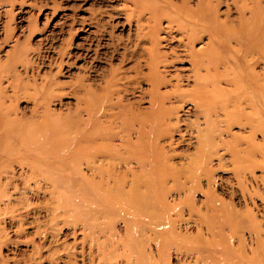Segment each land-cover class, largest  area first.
Listing matches in <instances>:
<instances>
[{
	"label": "rangeland",
	"instance_id": "374dc122",
	"mask_svg": "<svg viewBox=\"0 0 264 264\" xmlns=\"http://www.w3.org/2000/svg\"><path fill=\"white\" fill-rule=\"evenodd\" d=\"M126 1L0 0V149L6 152L0 154V264H68V254L75 264H98L104 254L90 247L89 231L94 241L113 238L109 264H264V107L253 95L262 93L264 103V0H209L223 28L212 43L195 46L206 49L199 59L209 68L198 83L193 64L202 60L182 48L177 34L159 36L160 52L174 48L180 59L156 58V65L166 59L169 65L148 76L151 54L160 55L129 23ZM159 76L169 83L154 94ZM204 81L205 109L194 101ZM121 88L134 91L124 95ZM136 111L152 119L141 127L142 166L132 169L139 181L118 165L115 176L126 180L119 190L73 158L85 154L81 147L101 144L90 135L111 131L122 153L124 121ZM37 116L49 118L37 122ZM34 122L64 142L54 149L64 159L57 168L62 182L46 181L43 175L58 174L33 164L25 155L30 150L12 153L20 149L13 133L29 138ZM20 163L33 164L34 172ZM35 174L39 183L30 181Z\"/></svg>",
	"mask_w": 264,
	"mask_h": 264
},
{
	"label": "bare ground",
	"instance_id": "6f19581e",
	"mask_svg": "<svg viewBox=\"0 0 264 264\" xmlns=\"http://www.w3.org/2000/svg\"><path fill=\"white\" fill-rule=\"evenodd\" d=\"M180 1V0H179ZM126 2L130 3L132 5V9H131V14L129 15V23H135V26L137 28V31L139 33V37L141 38V40H146L148 42H150L151 46H152V51H154V49H156L158 51V54L160 55V57L155 53V56L153 54H151L150 56V60L152 61L151 63V68H150V73L148 76L152 77L156 74V72L158 73L159 68L162 66L164 69L165 67H167L169 65L168 61L166 59V62L163 65H156V58H161V57H168L171 58L170 60H174V59H180L179 55L176 54V51L170 49V54H165V53H161L160 52V39L159 36L162 34H165L164 36H166L167 38H171L172 35L177 34L178 36H180L179 39V44L182 46V48H184L185 50H187L189 52V55L191 57L196 56V58H198V62L202 59H199L201 57H204L206 54V49L204 47L200 48L199 51L195 50V46L198 44H203L205 39H209V44L212 43V41L214 40V34L217 30L218 27H220L217 23V15H216V10L215 8L210 6V2L209 0H182L181 3H174L172 1L169 0H127ZM122 4V3H121ZM218 6V5H217ZM123 12V11H121ZM97 16V15H96ZM99 16V15H98ZM95 20V19H94ZM125 20V19H124ZM222 21V20H221ZM100 23V21H99ZM165 25V26H164ZM97 27V26H96ZM223 28V27H220ZM222 30V29H221ZM230 30V29H228ZM230 33V31H229ZM135 34V33H134ZM264 34V33H263ZM234 36V35H233ZM239 36V35H237ZM174 37V36H173ZM262 37V36H261ZM137 38V37H136ZM233 38V37H232ZM235 38V36H234ZM263 38V37H262ZM244 39V37L242 38ZM240 39V41L242 40ZM132 40V39H131ZM130 40V42H131ZM170 40L168 39V41L166 43H168ZM232 41V40H231ZM234 41V39H233ZM238 41V40H237ZM239 41V42H240ZM134 42V41H133ZM137 42V41H136ZM235 42V41H234ZM263 42V41H262ZM144 45V42H142ZM133 44V43H132ZM141 45V43H139ZM171 44V41H170ZM131 45V44H130ZM128 45V46H130ZM141 45V46H142ZM177 45V44H176ZM139 46V45H138ZM137 46V47H138ZM168 46V44H167ZM206 46V45H205ZM208 46V45H207ZM127 47V46H126ZM134 47V44H133ZM132 47V48H133ZM162 47V46H161ZM166 47V46H165ZM170 47V46H169ZM261 47V46H260ZM263 47V46H262ZM131 48V47H130ZM136 48V47H135ZM140 48V47H139ZM163 48V47H162ZM142 49V48H141ZM146 49V48H145ZM168 49V47H167ZM163 50V49H162ZM262 50H264V48H262ZM135 51V50H134ZM139 51V50H138ZM179 51V50H178ZM140 52V51H139ZM142 52V51H141ZM62 53L64 54V51H62ZM61 53V54H62ZM69 53V52H68ZM133 53V52H132ZM145 54V53H144ZM69 55V54H68ZM135 55V54H134ZM133 55V56H134ZM178 55V56H177ZM130 56V54H129ZM147 56V55H146ZM144 56V57H146ZM128 57V55H127ZM131 57V56H130ZM137 57V53L136 56ZM143 57V55H142ZM149 55L146 57L148 58ZM129 58V57H128ZM133 59V58H132ZM135 59V58H134ZM141 59V58H140ZM255 58H253L254 60ZM137 60V59H136ZM145 61V60H144ZM176 61V60H175ZM262 61V59L260 60ZM148 62V61H147ZM171 62V61H170ZM126 63V62H125ZM130 63V62H129ZM134 63V62H133ZM128 64V63H127ZM144 64V63H143ZM245 64V63H244ZM136 65V64H135ZM134 65V66H135ZM144 66V65H143ZM246 66V65H245ZM137 68V67H136ZM133 69V68H132ZM131 69V71H132ZM139 69V67H138ZM141 69V68H140ZM121 70V69H120ZM136 70V69H135ZM157 70V71H156ZM249 70V69H248ZM114 71V70H113ZM139 71V70H138ZM142 72V70H140ZM193 74H194V78L196 80V82L198 83V81H200V76H201V72H204V75L206 76L205 78H208L209 76V68L207 65L204 64V61L202 60V64L197 65L196 63L193 64ZM121 72V71H120ZM145 72V71H144ZM115 73V72H114ZM132 72H130L131 75ZM122 74V73H121ZM112 75V74H111ZM119 75V74H118ZM123 75V74H122ZM125 75V74H124ZM247 75H250L249 73ZM253 75V74H252ZM259 75V74H258ZM134 76V75H132ZM141 76V75H140ZM156 76V75H155ZM241 76V75H240ZM120 77V76H119ZM118 77V79H119ZM123 77V76H121ZM131 77V76H130ZM243 76L239 77L242 78ZM262 77V76H261ZM134 78V77H132ZM131 78V79H132ZM139 78V76H138ZM156 78V77H155ZM154 78V79H155ZM171 78V77H170ZM244 78V77H243ZM250 78V76H249ZM117 80V78H115ZM251 79V78H250ZM264 79V77H263ZM121 80H124L121 79ZM129 80V79H128ZM141 80V77L140 79ZM153 79H151L152 81ZM198 80V81H197ZM246 80V79H245ZM253 80V79H252ZM131 81V80H130ZM132 81H134V83H136L135 79H133ZM131 81V82H132ZM149 81V80H148ZM154 81V80H153ZM229 81V80H228ZM243 81V80H242ZM115 82V81H114ZM118 82V81H117ZM120 82V81H119ZM122 82V81H121ZM120 82V83H121ZM127 82V81H126ZM141 82V81H139ZM227 82V81H225ZM246 82V81H244ZM250 82H252L250 80ZM261 82V81H259ZM51 83V82H50ZM109 83V81H108ZM133 83V82H132ZM143 83V81H142ZM141 83V84H142ZM145 83V82H144ZM169 82L166 80H161V77L159 76L158 80L155 81L152 86V92L155 94L156 89H160L161 85H167ZM52 84V83H51ZM131 84V83H129ZM128 84V85H129ZM224 84V83H223ZM245 84V83H244ZM247 84V82H246ZM245 84V85H246ZM254 84V82H253ZM115 85V84H114ZM113 85V86H114ZM118 85V84H117ZM117 85H115V88L117 87ZM123 85L125 86L124 82ZM221 85V84H220ZM248 85V84H247ZM251 85V83H250ZM249 85V86H250ZM29 86V85H26ZM25 86V87H26ZM49 86V85H47ZM53 86V85H52ZM51 86V87H52ZM56 86V85H55ZM53 86V88L55 87ZM112 86V85H111ZM123 86V87H124ZM130 86V85H129ZM128 86V87H129ZM133 86V85H131ZM139 86V85H138ZM207 83L204 81V85L203 84H198L197 85V89H198V95H197V99L195 98V104L197 107H203V109H205V107L207 106L210 97L206 94L205 89H206ZM224 86V85H223ZM252 87H254L253 85H251ZM122 87V86H121ZM134 87V86H133ZM28 88V87H27ZM114 88V87H113ZM119 90V86L117 87ZM116 88V89H117ZM131 88V87H130ZM139 88V87H138ZM246 88V87H245ZM255 88V87H254ZM252 88L254 91L255 89ZM46 89V88H45ZM123 88H121V91ZM128 89V88H127ZM251 89V88H250ZM251 89V93L252 92ZM264 89V88H263ZM27 90V89H26ZM132 90V88H131ZM137 91V89H135ZM248 90V89H245ZM134 91V90H133ZM132 91V92H133ZM148 91V90H147ZM222 91V90H221ZM250 91V90H249ZM114 92V91H113ZM125 91H123V94L126 95L125 93L130 92L129 90L124 93ZM132 92H130V94H132ZM150 92V91H149ZM224 92V90L222 91ZM244 92V91H242ZM151 93V92H150ZM235 93V92H234ZM239 93V92H238ZM241 93V92H240ZM110 95V93H108ZM120 93H118L119 95ZM129 94V95H130ZM224 94V93H223ZM226 94V92H225ZM228 94V93H227ZM226 94V95H227ZM255 94L256 98H258L259 101L256 100V102H258L257 104L261 107H264V103H262L261 98H262V93L258 95V93H253V95ZM105 95V94H104ZM123 95V96H124ZM128 95V93H127ZM236 95V94H235ZM242 95V94H241ZM247 95V94H246ZM103 96V95H102ZM100 98H103V97ZM151 96V95H150ZM157 96V93H156ZM224 95H222L223 97ZM99 97V96H98ZM121 97V96H120ZM126 96H124L125 98ZM136 97V96H135ZM246 97V96H245ZM105 98V97H104ZM128 98V97H127ZM125 98V99H127ZM141 98V97H140ZM139 98V99H140ZM166 98V97H165ZM229 98V97H226ZM110 99V98H109ZM124 99V100H125ZM95 100V99H94ZM100 100V99H99ZM134 100V99H133ZM141 100V99H140ZM232 100V99H231ZM110 101V100H109ZM109 101L107 103H109ZM122 101V100H121ZM126 101V100H125ZM130 101V100H128ZM138 101V100H137ZM150 101V100H149ZM239 101V100H238ZM253 101V100H252ZM261 101V102H260ZM264 101V100H263ZM111 102V101H110ZM115 102V101H114ZM123 102V101H122ZM229 102V101H228ZM130 103V102H129ZM136 103V102H135ZM156 103V98L153 97L152 98V102H151V108L148 112V115L151 116L153 115V108L155 106ZM231 103V101L229 102ZM250 103V102H249ZM256 104L255 102H251ZM117 104V103H116ZM119 105H123L124 104H120ZM126 104V103H125ZM132 105V104H131ZM116 106V105H115ZM123 106H121L123 108ZM127 106V105H125ZM134 106V105H133ZM91 107V106H90ZM112 107V106H111ZM120 108L119 111H120ZM113 108V107H112ZM49 109V108H48ZM51 109V108H50ZM87 109V108H86ZM107 109V108H106ZM115 109V110H118ZM125 108H123L124 110ZM142 109V107H141ZM139 109V110H141ZM94 110V109H93ZM105 110V109H104ZM112 110V109H111ZM114 110V109H113ZM114 110V111H115ZM92 112V108L90 110ZM110 111V110H109ZM112 111V112H114ZM133 112H135L134 110H132ZM48 114L46 115H49ZM90 112V114H91ZM264 112V111H263ZM116 113V112H115ZM124 113V111H123ZM129 113V112H128ZM127 113V114H128ZM43 114V113H42ZM103 114V113H102ZM142 114H144V112L141 111H136V113L132 114V112H130V117L126 116L127 118L124 121V125L125 130L122 132V144L120 145V148H122V153L115 148V146L113 145L114 141L112 137H109L111 133H113L111 130L108 129V131H111L110 134H108L109 136H105V137H99L97 135V133L94 135H90L89 137H91L93 140L91 141V143H93L94 139H97L99 141H101V144L97 147H93L91 148V146H86V147H81L79 150L82 153H85L84 155H75L73 160L74 162L78 161L80 162V164L86 165L84 166L85 168L88 169H93L96 172V176L100 178L101 182L106 181L107 183H114L118 186L119 190L121 189V187L124 185V182L126 181L125 178L123 176L120 177H116L114 174V169L119 165V170L125 168L126 169V173H131L135 175V179H134V183L139 181L138 177H136V173L132 171V169L134 167H140L141 168V163L138 161L137 154L139 153L138 151L140 150L141 144H143V133L141 131V127H145L146 123L151 122L152 119L150 118H142ZM53 115V114H52ZM106 115V114H105ZM42 116V115H41ZM40 116V117H41ZM92 115H90L91 117ZM117 116V115H116ZM38 117V116H37ZM38 117V121L40 122V120L44 117H41V119L39 120ZM112 117V116H110ZM36 118V117H35ZM49 118V117H47ZM44 118L43 120L47 119ZM113 118V117H112ZM37 119V118H36ZM107 118H105L104 120H106ZM148 119V120H147ZM260 119V118H259ZM263 119V118H262ZM92 121V119H91ZM46 121H43L41 123H44ZM98 122V121H97ZM153 122V121H152ZM40 123H32L31 126V130H33V133L30 134L29 138H26V136L24 135L23 131L22 132H18L16 133V131L13 133V137L11 138L12 142L14 144H18L20 149H18L15 152L12 153H22L24 151H28V154H25L27 157H30V159L32 160L31 162L36 163L38 162L39 165H42L43 168L47 167L49 170L47 172V174H49V171L52 174L53 172L58 174L56 177L54 176H48V178H46L43 175V178H45L46 181H52V183L54 182H60L61 181V176L59 174V172L61 171H57V168L59 167L60 164V160H62L61 158L63 157V155L59 154V151H57L55 149V146H59V147H63V143H61L58 140V137H48L44 131H46V125L42 124L39 125ZM134 124H138L140 129H135ZM172 124V123H171ZM13 125V124H12ZM39 125V126H38ZM92 125V124H90ZM16 126V125H15ZM111 126V125H110ZM113 126V124H112ZM14 127V126H13ZM12 127V128H13ZM123 128V127H122ZM121 128V129H122ZM112 129V128H111ZM93 130V129H92ZM117 130H119L117 128ZM102 132V131H101ZM100 132V133H101ZM103 132H105L103 130ZM108 133V132H106ZM87 134V133H86ZM90 134V133H89ZM112 135V134H111ZM88 136V135H87ZM135 137V139H134ZM52 138V139H51ZM115 138V137H114ZM118 138V136H117ZM88 140V139H87ZM90 143V144H91ZM89 144V143H88ZM123 144L125 145L123 147ZM119 145V144H118ZM51 146V148H50ZM66 147V146H65ZM124 148V149H123ZM59 149V148H58ZM61 149V148H60ZM64 149V148H63ZM90 150L89 152H86L85 150ZM65 150V149H64ZM78 150V152H79ZM0 154L1 155H6V152L4 151V149H0ZM63 151V150H62ZM5 152V154H4ZM62 154V153H61ZM71 154V153H70ZM69 155V154H68ZM73 155V154H72ZM67 156V155H66ZM71 156V155H70ZM67 159L72 158V156L70 158L65 157ZM117 159L119 163L122 164H117ZM64 160V159H63ZM62 160V161H63ZM66 160V159H65ZM69 163V162H68ZM73 163V162H72ZM33 164L31 165H24L22 163H20L22 168H25L27 171L30 170L32 172H34L33 170ZM80 164H78L80 166ZM73 165H77V164H73ZM72 165V166H73ZM77 165V166H78ZM99 166V168H97V166ZM96 166V168H95ZM107 169L102 170L101 167H106ZM122 166V167H120ZM66 170L67 166L65 165ZM65 167L63 168L65 170ZM74 167V166H73ZM41 168V167H40ZM79 168V167H78ZM139 168V169H140ZM72 169V167H71ZM81 169V167H80ZM73 170V169H72ZM84 170V169H83ZM86 170V169H85ZM39 171V170H38ZM91 171V170H89ZM88 171V172H89ZM142 172V170H140ZM42 172V171H41ZM40 172V173H41ZM63 172V171H61ZM67 172V171H66ZM92 175V174H91ZM67 176V175H66ZM77 176V175H76ZM89 176V175H88ZM16 178V176H14ZM31 176H29L30 178ZM37 177V179L35 178ZM35 177L30 179V181H37L39 176L35 174ZM54 177V178H53ZM96 177V179H97ZM134 178V176H132ZM22 179V178H21ZM63 180L66 179L68 180V178H64L63 175ZM85 179V178H84ZM5 180V179H4ZM2 180V181H4ZM23 180V179H22ZM81 180V179H80ZM13 181V180H12ZM26 181V179H25ZM40 181V180H38ZM37 181V182H38ZM72 181V180H71ZM69 181V182H71ZM42 182V181H41ZM45 182V181H44ZM49 182V183H50ZM62 182V181H61ZM88 182V181H85ZM129 182V181H128ZM30 183V182H29ZM39 183V182H38ZM105 184V183H104ZM109 185V184H108ZM118 194H120V191H118ZM122 195V193H121ZM89 235L87 236V240H91L89 243L90 247L93 245L97 244L99 245V253H103L104 257L102 259H100L98 261V264H109L110 260L112 259V257L108 258L107 256L109 254H111V252L107 249V246H109L108 244L112 241L113 238H111L110 236L105 237L104 241H94L93 238V231H89L88 233ZM93 238V239H92ZM101 240V239H100ZM256 242V241H255ZM260 244V243H259ZM247 246V245H246ZM259 246V245H258ZM113 255V254H112ZM250 255V254H249ZM68 264H75L77 262H73L72 260L74 259L73 255L68 254ZM115 257L119 258L118 255H115ZM260 257V255H259ZM247 258V257H246ZM261 258V257H260ZM263 259V258H262ZM243 260V259H242ZM247 260V259H246ZM245 260V262H247ZM92 260L90 264L93 263ZM67 262V261H66ZM65 262V263H66ZM120 263V262H118ZM96 264V263H94ZM226 264V263H225ZM252 264V263H250ZM256 264V263H255ZM263 264V263H262Z\"/></svg>",
	"mask_w": 264,
	"mask_h": 264
}]
</instances>
